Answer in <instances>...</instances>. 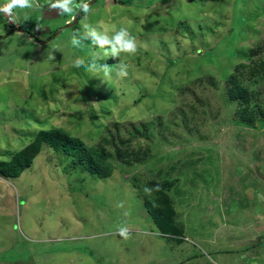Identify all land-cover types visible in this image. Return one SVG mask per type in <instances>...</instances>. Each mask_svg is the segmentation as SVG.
Returning <instances> with one entry per match:
<instances>
[{"label": "rangeland", "instance_id": "rangeland-1", "mask_svg": "<svg viewBox=\"0 0 264 264\" xmlns=\"http://www.w3.org/2000/svg\"><path fill=\"white\" fill-rule=\"evenodd\" d=\"M56 3L0 13V161L63 129L111 175L47 145L0 172V264H264V0Z\"/></svg>", "mask_w": 264, "mask_h": 264}, {"label": "trees", "instance_id": "trees-1", "mask_svg": "<svg viewBox=\"0 0 264 264\" xmlns=\"http://www.w3.org/2000/svg\"><path fill=\"white\" fill-rule=\"evenodd\" d=\"M83 18V16L81 17ZM80 18V19H81ZM224 45V44H223ZM233 53H230L232 56ZM181 59H176L175 61H170L166 58V61L173 67L177 61ZM117 60L110 62V65L115 63ZM262 69L264 67V61L261 62ZM241 68L250 69L252 72H258L260 69L256 64H244ZM255 70V71H254ZM239 71L234 72L233 75L227 78V86L229 89V94L234 99L241 100L240 104L242 106L246 105L249 100L247 93L239 88V77L237 75ZM109 97H112V93H108ZM160 91L156 92L151 98L158 99L160 98ZM115 99V96L113 97ZM146 98V97H143ZM141 98V100L143 99ZM248 106H245L243 110V117L249 122L255 121L258 118V115L255 113L252 118L249 117ZM249 117V118H248ZM44 145L49 146L56 152H63L64 154L73 155L79 158L85 167L86 171L96 173L100 178H106L111 175V169L105 164L106 156L100 154L97 150L87 149L84 144L67 133L63 129H52L47 131L38 132L36 138L32 143L24 149L18 150V152L9 160V161H0V172L9 178H19L26 170L31 168L33 161L41 153V150ZM149 206V212L155 219L159 227L170 229L171 225L166 220L164 212L153 205Z\"/></svg>", "mask_w": 264, "mask_h": 264}, {"label": "clouds", "instance_id": "clouds-1", "mask_svg": "<svg viewBox=\"0 0 264 264\" xmlns=\"http://www.w3.org/2000/svg\"><path fill=\"white\" fill-rule=\"evenodd\" d=\"M73 0H57L56 4L51 5V7H59L65 9V13H71L72 9L69 7L70 4H72ZM33 0H7V2L0 7V13H4L8 16L13 15L14 9H25V8H32ZM80 7L83 9L84 12H88L89 6L87 3H83L80 5ZM93 35H96L95 32H93ZM129 36V32L127 29H121L119 32L115 35L116 43L120 45V49L124 52L128 53H134L137 50V45L135 42V38L131 36V38H127ZM108 40L104 39L101 40V44H107ZM79 63V62H78ZM124 75L123 73L121 74ZM9 179H16V178H9ZM119 234L124 237L125 239L129 236V229L127 227H121L119 229Z\"/></svg>", "mask_w": 264, "mask_h": 264}]
</instances>
